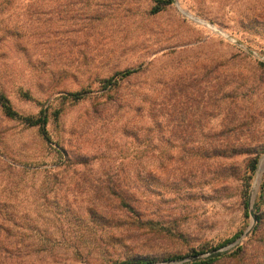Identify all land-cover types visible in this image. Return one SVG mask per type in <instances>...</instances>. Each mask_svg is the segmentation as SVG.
Segmentation results:
<instances>
[{"label": "rangeland", "instance_id": "rangeland-1", "mask_svg": "<svg viewBox=\"0 0 264 264\" xmlns=\"http://www.w3.org/2000/svg\"><path fill=\"white\" fill-rule=\"evenodd\" d=\"M165 1L16 0L0 17V89L25 116L49 108L54 143L92 172L63 176L56 144L0 107V264H186L254 231L245 237L264 176V0L154 12ZM81 89L91 94L65 98ZM139 177L140 231L113 215L106 189Z\"/></svg>", "mask_w": 264, "mask_h": 264}, {"label": "trees", "instance_id": "trees-1", "mask_svg": "<svg viewBox=\"0 0 264 264\" xmlns=\"http://www.w3.org/2000/svg\"><path fill=\"white\" fill-rule=\"evenodd\" d=\"M14 1L16 0H0V17ZM171 3L172 2L170 0L160 2L162 6L155 7L154 12L161 11L162 8L170 5ZM135 73V70L127 69L115 73L108 79H103L101 82L102 90L111 91L117 89V87H119V85L123 81L131 78ZM89 94H91V91L81 89L80 91L69 93L67 96H65V98L77 103L86 99ZM21 95L29 101L33 100L28 93L21 91ZM0 107L7 118L19 121L21 124L29 128H37L46 143L51 145L56 144V153L61 158L63 166V176L70 174L71 170L73 175H79L81 176V178H88L92 174L91 168L89 166V157L73 153L72 151L67 149L65 145H61V141H57L56 143H54L52 135L48 129L51 120L49 108L41 110L36 116H25L15 110L11 101L1 89ZM147 131H149L150 133L151 127H149V130ZM258 160L259 158L256 156L250 161L249 171L251 172V174H254L256 172L259 163ZM153 177L156 176L153 175ZM115 182L116 181L109 180L106 186V189L111 195L108 202L110 203V208L113 211V215L117 213L120 214V218H123V225L133 227L136 230L140 231V177L136 180V182H130L129 185L125 188L118 186ZM148 188L149 189H147V191L152 193L155 192L152 187ZM245 188L247 191L249 188L248 183H245ZM247 203L248 196L245 197V210L248 208ZM254 209L257 216V225L244 244L238 246L234 251L230 253H213L203 260H195L193 263L186 264H264V176L258 197L254 204ZM88 217L92 221H95L94 219H96L98 215L89 212ZM99 217L102 219H106L105 216ZM113 218H111V220H113ZM84 219L86 218H82L81 220L84 221ZM236 238H239V236L235 235L232 239H229L224 244L218 246L217 249L226 244H230ZM212 250L214 249H211V251ZM199 254L200 252H197L195 249H191L187 257H195ZM184 258L185 257L180 255H171L166 257V260L169 262H174L181 261ZM144 263H150V261L137 255L134 257H128L127 260L122 262L121 264Z\"/></svg>", "mask_w": 264, "mask_h": 264}, {"label": "water", "instance_id": "water-1", "mask_svg": "<svg viewBox=\"0 0 264 264\" xmlns=\"http://www.w3.org/2000/svg\"><path fill=\"white\" fill-rule=\"evenodd\" d=\"M263 170H264V159H263V161L261 163V166H260V171L262 172ZM255 196H256V193L252 192L251 195H250V199H249V213H250V216L252 218V225H251L250 229L246 232L245 237H247L249 235V233L251 232L252 228L255 226V224L257 222L256 215H255V212H254Z\"/></svg>", "mask_w": 264, "mask_h": 264}]
</instances>
